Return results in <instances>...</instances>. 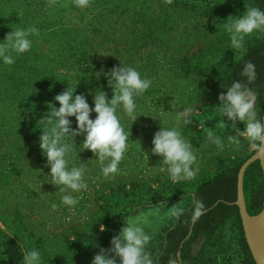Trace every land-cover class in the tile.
I'll return each mask as SVG.
<instances>
[{
    "label": "rangeland",
    "instance_id": "obj_1",
    "mask_svg": "<svg viewBox=\"0 0 264 264\" xmlns=\"http://www.w3.org/2000/svg\"><path fill=\"white\" fill-rule=\"evenodd\" d=\"M248 6L254 7L251 0H90L84 8L74 0H0V44L18 28L38 30L28 36L29 51L10 53L12 65L0 58V264H24L23 254L32 250L40 252V264H91L100 248L111 246L125 220L138 221L151 236L158 264L165 232L176 221L171 207H189L202 182L255 151L247 138L238 149L227 140L244 130L242 122L233 129L224 117L229 127H219L218 96L227 90L221 84L231 85L230 68L248 45L264 41V31L257 30L241 49L230 46L224 25ZM120 64L152 81L134 97V123L122 106L117 109L130 136L120 174L103 176L98 158L82 147L84 135L66 137L64 142L73 145L68 168L83 163L88 187L60 191L65 186L52 184L39 147L44 127L39 120L60 107L54 98L67 87L84 94L93 108L101 90L110 100L113 89L96 73ZM184 108L192 109L191 124L176 121ZM69 119L75 130V117ZM161 127L176 128L191 144L197 157L193 167H199L194 179L174 183L163 159L151 154ZM209 129L223 149L208 140ZM69 194L79 200L74 207L62 203ZM192 249L199 257L186 264H246L243 231L234 216Z\"/></svg>",
    "mask_w": 264,
    "mask_h": 264
},
{
    "label": "clouds",
    "instance_id": "obj_2",
    "mask_svg": "<svg viewBox=\"0 0 264 264\" xmlns=\"http://www.w3.org/2000/svg\"><path fill=\"white\" fill-rule=\"evenodd\" d=\"M171 2L172 0H166V3ZM74 3L77 7L84 8L89 5L90 0H74ZM233 17L229 16L227 20L230 22L224 25L225 30L230 34V46L233 49H241L245 37L254 31H264V11L258 7L248 6L243 15ZM30 34H38V30L35 27L27 30L18 28L6 35L4 39L6 43L0 44V58L3 59L4 64L12 65L15 62L11 52L22 54L31 49V41L28 39ZM101 75L107 78L108 86L113 89L110 100L107 99L106 92L101 90L94 95L93 108L88 104L84 94H75V90L67 87L54 98L60 107L58 109L51 107L50 111L39 120L44 125L39 137V147L46 157V166L50 168L52 184L65 186L60 191L70 189L78 193L88 187L83 163L80 167H72L70 170L68 168L66 157L73 151V145L64 142L66 137L84 135L82 147L84 150H90L98 158L103 176L109 178L120 174L119 164L129 148L130 136L121 124L117 109L122 106L123 111L134 123L137 119L134 97L143 95L152 84L150 79L142 78L135 68L121 64L110 71L96 73L98 78ZM241 76L246 77L247 83L234 80L230 86L221 84V87L227 90L226 94L221 92L218 96L222 117L219 127L222 129L229 127L224 117L231 122L233 129H238L237 122H242L244 130L236 131L235 135H228V142L238 149L241 138H247L250 148L255 150L257 155H264V120L257 116L256 93L249 87L257 79L255 64L247 61ZM191 111V108L180 111L176 116L177 123L182 121L185 125L191 124ZM93 112L96 113L95 119L90 118ZM69 117L76 119L75 130L71 126ZM207 138L217 148L223 149L221 138L211 129L207 132ZM152 145L151 154L163 159V166H166L174 183L195 178L199 171L198 166L193 167L197 163V157L191 144L182 137L179 130L161 127L154 134ZM144 153L148 161V153ZM106 161L108 162L105 163ZM163 166L161 171L165 170ZM62 203L74 207L79 200L69 194L62 197ZM52 207L55 209L57 205L53 204ZM204 210L202 201H193V223L204 213ZM183 211L182 208L171 207L173 217L179 218ZM100 231H105L103 224L100 226ZM151 239L138 221L125 220V226H122L119 233L112 237L111 246L107 249L100 248L91 264H118V260L119 264H154L149 247ZM40 255L38 250H32L23 254V262L40 264ZM169 264H175V261L170 260Z\"/></svg>",
    "mask_w": 264,
    "mask_h": 264
},
{
    "label": "trees",
    "instance_id": "obj_3",
    "mask_svg": "<svg viewBox=\"0 0 264 264\" xmlns=\"http://www.w3.org/2000/svg\"><path fill=\"white\" fill-rule=\"evenodd\" d=\"M251 2L254 7L264 11V0H251ZM247 61L255 64L257 79L249 87L256 93V112L258 118L261 119L264 109V41H252L244 54L232 64L230 83L234 80L247 83L246 77L241 76ZM240 164L218 172L197 187L193 201L200 200L205 209H210L193 223L189 235L193 202L189 207L183 209V214L176 218L174 225L165 232L164 245L158 257V264H169L170 260H174L175 264H186L191 260H196L199 255L195 254L192 249L195 242L198 239L210 237L217 227L230 217H236L242 227L238 207L233 203L236 199V176ZM243 186L247 210L250 214H255L261 209L263 201V175L258 161L251 163L246 169ZM181 241H183L182 246ZM244 246L246 264H255L245 239ZM178 251H180V260L177 255Z\"/></svg>",
    "mask_w": 264,
    "mask_h": 264
},
{
    "label": "water",
    "instance_id": "obj_4",
    "mask_svg": "<svg viewBox=\"0 0 264 264\" xmlns=\"http://www.w3.org/2000/svg\"><path fill=\"white\" fill-rule=\"evenodd\" d=\"M261 120H264V109ZM255 161L259 162L263 175V201L261 209L255 214H250L246 206L243 180L246 169ZM233 203L238 207L243 236L255 264H264V155H257L254 151L240 164L236 176V199ZM209 209H205L204 213ZM192 226L193 222H191L188 235L192 230ZM183 241H181V246ZM177 255L180 260V251Z\"/></svg>",
    "mask_w": 264,
    "mask_h": 264
}]
</instances>
